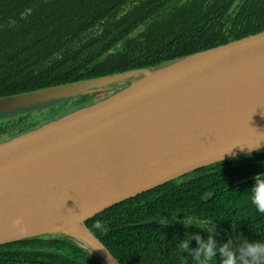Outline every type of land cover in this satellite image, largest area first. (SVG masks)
I'll return each instance as SVG.
<instances>
[{"label": "water", "instance_id": "1", "mask_svg": "<svg viewBox=\"0 0 264 264\" xmlns=\"http://www.w3.org/2000/svg\"><path fill=\"white\" fill-rule=\"evenodd\" d=\"M91 93L102 100L0 143V246L66 237L102 264H123L90 219L263 151L264 31L155 67L0 97V112Z\"/></svg>", "mask_w": 264, "mask_h": 264}, {"label": "trees", "instance_id": "2", "mask_svg": "<svg viewBox=\"0 0 264 264\" xmlns=\"http://www.w3.org/2000/svg\"><path fill=\"white\" fill-rule=\"evenodd\" d=\"M262 31L264 0H0V97L155 67ZM93 102L94 96L81 97L76 109ZM73 110L59 106L31 121L1 119L0 143ZM242 161L259 163L233 168L223 161L197 170L191 179L146 194L169 187L163 198L130 199L124 204L133 206L118 204L87 224L123 264H201L200 247L209 236L216 252L212 264H220L227 257L219 249L230 241L225 234L202 231L199 242L191 239V251L182 252L178 245L192 232L160 225L159 210L215 218L239 243L264 242V213L252 204L250 178L264 172V150ZM207 193L215 195L204 201ZM0 264L102 263L74 240L44 236L1 245Z\"/></svg>", "mask_w": 264, "mask_h": 264}, {"label": "clouds", "instance_id": "3", "mask_svg": "<svg viewBox=\"0 0 264 264\" xmlns=\"http://www.w3.org/2000/svg\"><path fill=\"white\" fill-rule=\"evenodd\" d=\"M249 149L259 150V143ZM229 152L230 151H226L224 153ZM253 180L252 204L255 205L257 212L264 213V174L256 175ZM188 223L189 226L195 223L197 227L202 228L209 233L213 232V229L207 228V225L211 223L208 220L198 217H190L188 219ZM95 227L100 228V222H97ZM191 239H196L199 242L200 237L192 234L187 240L182 239L178 245L182 252L191 251L189 248ZM228 248H231L232 250L226 251ZM219 250L227 257L226 259L220 261V264H264V242L243 240L240 243V249L237 250L234 246H232L231 241H228ZM200 251H203L204 253V259L201 261V264H212V262L216 259V252L214 248V241L212 240L211 236L208 237V243L206 245L201 244ZM241 251L243 252V255L240 254ZM245 257H247V259H245Z\"/></svg>", "mask_w": 264, "mask_h": 264}, {"label": "flooded vegetation", "instance_id": "4", "mask_svg": "<svg viewBox=\"0 0 264 264\" xmlns=\"http://www.w3.org/2000/svg\"><path fill=\"white\" fill-rule=\"evenodd\" d=\"M131 5L132 4H129L128 3V5H127V8H131ZM173 9V8H172ZM171 9V10H172ZM171 10H170V13H171ZM113 93H115V92H110L109 94L111 95V94H113ZM84 96H94V101L95 102H98V101H100V100H102V98H103V96L101 97L100 95H96V94H86V95H80V97H84ZM69 98H72V97H69ZM66 99H68V97L66 98ZM65 100V99H64ZM79 101H80V99H79ZM95 102H93V103H95ZM92 103V104H93ZM78 104L79 103H77L76 105H74V106H71L72 108H74L75 107V110H77L76 108H77V106H78ZM80 105V104H79ZM90 105V104H89ZM88 106V105H87ZM67 107H69V106H67ZM80 108H83V107H80ZM79 108V109H80ZM51 109V108H50ZM75 110H73V111H75ZM73 111H70L69 113H71V112H73ZM68 114V113H67ZM66 115V114H65ZM62 116H64V115H62ZM62 116H60V117H62ZM59 117V118H60ZM58 119V118H57ZM249 155V154H248ZM243 157H245V155H243V156H240V157H238V158H234V159H229V160H226V161H231V164L230 165H232L231 167H233V168H235V167H238V166H246V165H249V164H252V165H258V161H251V162H243L242 161V158ZM264 162V161H263ZM210 167V166H209ZM205 168H207V167H205ZM203 169V168H202ZM214 172H216V171H214ZM213 172V173H214ZM210 173H212L211 171H209V172H207L206 174H210ZM191 175H192V173H190ZM190 174H187V175H185V176H183L182 178H180V179H178V180H175V181H179V180H181V179H184V178H189L190 177V179L191 178H193V176H191ZM258 174H264V172H261V173H256V174H253V175H251L250 176V178H252V177H255L256 175H258ZM175 181H173V182H175ZM173 182H170V183H172L173 184ZM170 183H168V184H166V185H169ZM157 189V188H156ZM155 190V189H154ZM154 190H152V191H154ZM171 189L169 188V187H165V188H163V189H160L159 190V192L158 193H156V194H154V195H146L147 193H149V192H151V191H149V192H146V193H144V194H141V195H139V196H137V197H140V198H138L137 200H135V202H138V201H140V200H146V201H149V200H151V199H156V198H163L165 195H166V193L167 192H169ZM214 193H207L205 196H203L202 197V199L204 200V201H209L210 199H212L213 197H214ZM137 197H134V198H137ZM134 198H131V199H134ZM130 200V199H129ZM128 201V200H127ZM127 201H125V202H122V203H120L119 205H121V204H124V203H126ZM136 204V203H135ZM123 206H125L124 208H128V207H130V206H133V205H129V204H124ZM165 206H167V204H165ZM160 211V213H159V215H160V217H159V219H158V221H157V223H159L160 225H163V226H171V227H173V228H182V229H184V231L185 232H192V234H195V236H198L199 237V234H200V232H206V233H209V232H207V231H205L204 229H202V228H199V227H197L196 225H195V223H193L191 226H189V223H188V219L190 218V217H198V218H201V219H205V220H208V221H210L211 223H209L208 225H207V228H211V229H213V232H211V233H209V234H213V233H215L216 235H219V233H218V231H220L221 233H223V234H225L226 235V237L231 241V238H230V236L226 233L227 231L229 232V234L231 235V236H235L231 231H229V230H227V229H225L226 230V232H224L221 228H217L216 226H215V224H217V223H219V222H216L215 220V218H211V219H208V218H205L204 216H200V215H198V214H191V213H189V212H186L185 214H183V211H179V208L177 209V210H175V209H172V208H162V209H160L159 210ZM220 225V224H219ZM215 230H218V231H215ZM186 234V233H185ZM235 238V237H234ZM236 239V238H235ZM237 240V239H236ZM238 241V240H237ZM232 242V241H231ZM238 243H239V241H238ZM240 244V243H239ZM234 245V244H233ZM235 247V246H234ZM184 264H197V263H193V262H189V261H185V263Z\"/></svg>", "mask_w": 264, "mask_h": 264}, {"label": "rangeland", "instance_id": "5", "mask_svg": "<svg viewBox=\"0 0 264 264\" xmlns=\"http://www.w3.org/2000/svg\"><path fill=\"white\" fill-rule=\"evenodd\" d=\"M91 94H95V93H91ZM96 95H100L101 97L103 96L102 94H98V93H96ZM80 98H81L80 96H72V98L69 97L68 99L64 98L65 100L60 99L44 104H38L26 108L16 109L13 111H2L0 112V120L8 117H13L14 119H16L18 118V116H20L22 119H27V117H29L28 120L31 121L34 119V117H38L39 114L42 113L44 110H48L50 108L59 107V106H69V107L74 106L79 102Z\"/></svg>", "mask_w": 264, "mask_h": 264}, {"label": "bare ground", "instance_id": "6", "mask_svg": "<svg viewBox=\"0 0 264 264\" xmlns=\"http://www.w3.org/2000/svg\"><path fill=\"white\" fill-rule=\"evenodd\" d=\"M75 236H76V238H78V239H80L81 241H83L85 244L90 245L89 242H88V240H87L86 235H83V234H76ZM90 246H91V245H90Z\"/></svg>", "mask_w": 264, "mask_h": 264}]
</instances>
